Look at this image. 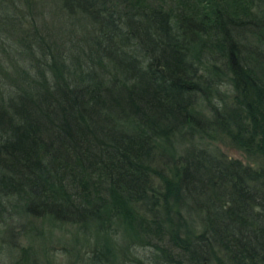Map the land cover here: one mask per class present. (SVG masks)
I'll list each match as a JSON object with an SVG mask.
<instances>
[{
  "label": "trees",
  "instance_id": "16d2710c",
  "mask_svg": "<svg viewBox=\"0 0 264 264\" xmlns=\"http://www.w3.org/2000/svg\"><path fill=\"white\" fill-rule=\"evenodd\" d=\"M63 238L68 264H264V0H0V264Z\"/></svg>",
  "mask_w": 264,
  "mask_h": 264
},
{
  "label": "rangeland",
  "instance_id": "374dc122",
  "mask_svg": "<svg viewBox=\"0 0 264 264\" xmlns=\"http://www.w3.org/2000/svg\"><path fill=\"white\" fill-rule=\"evenodd\" d=\"M230 92L231 91H230L229 86L224 85L221 87V93L222 94L225 93L226 95L230 96ZM210 148L217 149L218 151H220L221 153H224L229 158H238V159L243 160L246 163L256 164L254 162V160L252 158H250L245 152H243L239 148L235 147L229 139H223L222 138V139L212 140L211 144H210ZM259 162H260V160H259ZM66 229H70V228H66ZM67 231L69 232V230H67ZM67 231H64V232H67ZM62 234H63V232H60V235H62ZM17 235L18 234L13 235L14 243L17 240V241H20V243L22 245H29L26 239L22 238V240H19ZM65 237L69 238V234L67 235L65 233ZM67 241H68L67 239L63 238V242L55 244V248H54V250H55L54 252L56 254V256H55L56 259L54 260L55 264H68L69 257L65 253L66 250L64 249V247L67 246V244H68ZM17 244H18V242H17ZM36 244L38 245V243H34L35 246H36ZM142 255H144L143 251L142 252L140 251V256L142 257ZM6 259L7 258H4L5 262H7ZM70 261H72V260L70 259ZM6 264H10V262H7Z\"/></svg>",
  "mask_w": 264,
  "mask_h": 264
}]
</instances>
